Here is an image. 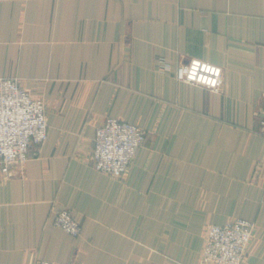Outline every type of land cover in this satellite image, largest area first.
I'll return each instance as SVG.
<instances>
[{"label":"crops","instance_id":"obj_1","mask_svg":"<svg viewBox=\"0 0 264 264\" xmlns=\"http://www.w3.org/2000/svg\"><path fill=\"white\" fill-rule=\"evenodd\" d=\"M160 57L221 65L223 92ZM0 77L49 122L37 154L0 167V264H201L206 228L237 218L254 223L243 264H264V0H0ZM108 116L147 131L121 178L90 160Z\"/></svg>","mask_w":264,"mask_h":264},{"label":"built area","instance_id":"obj_2","mask_svg":"<svg viewBox=\"0 0 264 264\" xmlns=\"http://www.w3.org/2000/svg\"><path fill=\"white\" fill-rule=\"evenodd\" d=\"M197 61L199 66L193 76L192 66ZM204 66L219 72H206ZM157 69L173 73L179 81L203 85L213 91L223 92L225 87L224 68L200 58L175 65L171 60L160 57ZM146 136L147 131L141 125L108 116L96 129L90 160L97 170L121 178L130 171ZM48 137L46 101L34 96L17 77H0V167L5 178L14 175V164H26L33 150L37 154ZM51 214L54 225L63 231L73 236L81 233L82 224L72 209L53 204ZM253 227L252 221L243 218L223 225H209L204 235L200 263L243 264L252 241ZM35 264L61 263L40 259Z\"/></svg>","mask_w":264,"mask_h":264},{"label":"clouds","instance_id":"obj_3","mask_svg":"<svg viewBox=\"0 0 264 264\" xmlns=\"http://www.w3.org/2000/svg\"><path fill=\"white\" fill-rule=\"evenodd\" d=\"M199 66V62H194L193 63V66H192V74L193 76L195 75V72H196V68ZM204 71L208 72V71H215L217 74L219 72L218 69H213V68H209L208 66H204ZM180 75L182 76L183 75V70L181 71Z\"/></svg>","mask_w":264,"mask_h":264},{"label":"bare ground","instance_id":"obj_4","mask_svg":"<svg viewBox=\"0 0 264 264\" xmlns=\"http://www.w3.org/2000/svg\"><path fill=\"white\" fill-rule=\"evenodd\" d=\"M104 121H105V120H104ZM128 122H129V121H128ZM131 123H132V122H131ZM135 124H137V123H135ZM139 125H140V124H139ZM142 127H143V126H142ZM146 138H147V136H146ZM145 142H146V141H145ZM145 142H144V143H145ZM143 145H144V144H143ZM140 147H141V146H140ZM140 147H139V148H140ZM139 148H138V149H139ZM136 154H137V152H136ZM135 157H136V156H135ZM81 232H82V231H81ZM79 235H80V234H79Z\"/></svg>","mask_w":264,"mask_h":264},{"label":"rangeland","instance_id":"obj_5","mask_svg":"<svg viewBox=\"0 0 264 264\" xmlns=\"http://www.w3.org/2000/svg\"><path fill=\"white\" fill-rule=\"evenodd\" d=\"M190 59H193V58H190ZM190 59H189V60H190ZM189 60H188V61H189ZM72 264H73V263H72Z\"/></svg>","mask_w":264,"mask_h":264}]
</instances>
